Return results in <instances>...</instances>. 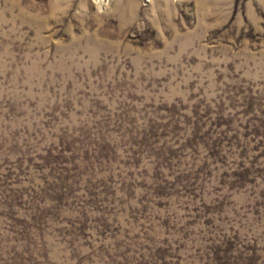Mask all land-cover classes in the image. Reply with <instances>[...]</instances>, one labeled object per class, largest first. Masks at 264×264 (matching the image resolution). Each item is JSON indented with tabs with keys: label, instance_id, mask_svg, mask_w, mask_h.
<instances>
[{
	"label": "rangeland",
	"instance_id": "1",
	"mask_svg": "<svg viewBox=\"0 0 264 264\" xmlns=\"http://www.w3.org/2000/svg\"><path fill=\"white\" fill-rule=\"evenodd\" d=\"M0 264H264V0H0Z\"/></svg>",
	"mask_w": 264,
	"mask_h": 264
},
{
	"label": "trees",
	"instance_id": "2",
	"mask_svg": "<svg viewBox=\"0 0 264 264\" xmlns=\"http://www.w3.org/2000/svg\"><path fill=\"white\" fill-rule=\"evenodd\" d=\"M254 132L257 133V135L260 134V131L258 130L257 127L254 128ZM235 140H237V138H235ZM220 146V141L217 142V148H219ZM214 150V149H213ZM221 152L222 150L219 149ZM219 150H214V153H212L210 156L211 157H214V158H217L218 156V153H219ZM256 164V162H254V159L252 158L251 161H249V165L250 166H246L247 163H245L244 161L237 163L233 169V172L229 175H227V178L228 179H232V182L231 184H247V183H250L251 182V179L253 177H250L251 175V170L253 169L252 167L255 166L253 164ZM253 165V166H252Z\"/></svg>",
	"mask_w": 264,
	"mask_h": 264
},
{
	"label": "bare ground",
	"instance_id": "3",
	"mask_svg": "<svg viewBox=\"0 0 264 264\" xmlns=\"http://www.w3.org/2000/svg\"><path fill=\"white\" fill-rule=\"evenodd\" d=\"M104 1V0H103ZM101 2V1H100Z\"/></svg>",
	"mask_w": 264,
	"mask_h": 264
}]
</instances>
